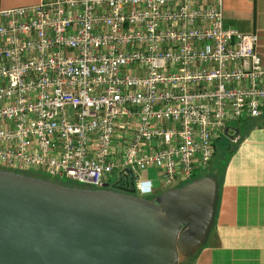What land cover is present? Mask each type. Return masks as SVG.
I'll list each match as a JSON object with an SVG mask.
<instances>
[{
  "label": "built area",
  "instance_id": "2783aa9c",
  "mask_svg": "<svg viewBox=\"0 0 264 264\" xmlns=\"http://www.w3.org/2000/svg\"><path fill=\"white\" fill-rule=\"evenodd\" d=\"M223 1L1 10L0 169L90 188L117 175L113 185L134 180L142 197L157 190L145 169L165 189L195 179L228 126L264 116L259 36L227 28Z\"/></svg>",
  "mask_w": 264,
  "mask_h": 264
},
{
  "label": "water",
  "instance_id": "95a60500",
  "mask_svg": "<svg viewBox=\"0 0 264 264\" xmlns=\"http://www.w3.org/2000/svg\"><path fill=\"white\" fill-rule=\"evenodd\" d=\"M238 133L226 128L230 138ZM109 185L78 187L0 169V264H178L207 239L214 177L154 198L137 195L134 180L124 191Z\"/></svg>",
  "mask_w": 264,
  "mask_h": 264
},
{
  "label": "crops",
  "instance_id": "0c3cea01",
  "mask_svg": "<svg viewBox=\"0 0 264 264\" xmlns=\"http://www.w3.org/2000/svg\"><path fill=\"white\" fill-rule=\"evenodd\" d=\"M40 1L0 0V11ZM223 12L227 28L259 36L264 63V0H224ZM236 127L239 140L224 142V167L213 172L218 196L209 235L193 260L180 255L178 264H264V116Z\"/></svg>",
  "mask_w": 264,
  "mask_h": 264
},
{
  "label": "rangeland",
  "instance_id": "374dc122",
  "mask_svg": "<svg viewBox=\"0 0 264 264\" xmlns=\"http://www.w3.org/2000/svg\"><path fill=\"white\" fill-rule=\"evenodd\" d=\"M68 115H69L70 119L74 118V114L72 112V109L68 110ZM238 124L237 123H233L234 126H237ZM227 139H229V137L226 136V135L222 137L221 141L219 142L220 146L219 145L217 146V151H216L215 156L213 157L212 161L208 165H201L199 167V169L196 172V177H195L196 179H198L200 176L201 177H204V176L215 177L213 175L214 174L213 173L214 170H216V172H218V171L220 172L221 171V169L223 168V165L225 163V160H226V156H227L226 152L229 151L228 149L227 150L224 149V142ZM26 174L34 175V176H37V177L49 179V180H52V181H56V182H60V183L68 184V185H72V186L87 187L86 185L80 184V183H78L76 181H73V180H70V179H67V178L55 179V178H51V177H48L47 175H43V174H35V173H26ZM139 178L140 179H148V178L152 179L154 181V184L157 187V191H158L157 193L150 194V195H144L143 197L154 198L160 192L167 190L161 184L162 183V178H161L159 170L154 168V167L149 168V169H145V170L139 172ZM109 179H110V182L113 185L117 181V175H111L109 177Z\"/></svg>",
  "mask_w": 264,
  "mask_h": 264
},
{
  "label": "flooded vegetation",
  "instance_id": "af4514ba",
  "mask_svg": "<svg viewBox=\"0 0 264 264\" xmlns=\"http://www.w3.org/2000/svg\"><path fill=\"white\" fill-rule=\"evenodd\" d=\"M109 188L110 189H114V190H117V191H124L125 188H127L126 186H123V185H112L110 184L109 185ZM158 192V191H157ZM156 192V193H157Z\"/></svg>",
  "mask_w": 264,
  "mask_h": 264
},
{
  "label": "trees",
  "instance_id": "16d2710c",
  "mask_svg": "<svg viewBox=\"0 0 264 264\" xmlns=\"http://www.w3.org/2000/svg\"><path fill=\"white\" fill-rule=\"evenodd\" d=\"M224 164H225V163H224ZM223 167H224V165H223ZM200 177H201V176H200ZM200 177H199V178H200ZM195 179H196V178H195ZM195 179H193V180H195ZM83 185H84V184H83ZM86 186H87V185H86ZM87 187H89V186H87ZM194 256H195V254L190 255V256H189V259H190V260H193V257H194Z\"/></svg>",
  "mask_w": 264,
  "mask_h": 264
}]
</instances>
